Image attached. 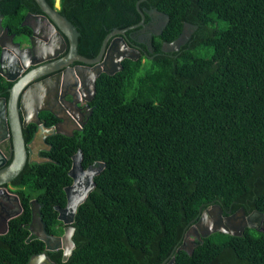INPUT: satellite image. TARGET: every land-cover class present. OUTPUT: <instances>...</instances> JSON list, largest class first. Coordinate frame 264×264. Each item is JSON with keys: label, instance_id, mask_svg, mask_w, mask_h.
Listing matches in <instances>:
<instances>
[{"label": "trees", "instance_id": "1", "mask_svg": "<svg viewBox=\"0 0 264 264\" xmlns=\"http://www.w3.org/2000/svg\"><path fill=\"white\" fill-rule=\"evenodd\" d=\"M55 6L56 0H47ZM60 0L59 11L81 32L79 52L93 58L107 34L138 24L143 11L169 17L152 35L154 51L130 34V45L148 50L122 69L103 72L83 129L50 136L47 161H28L12 181L23 212L0 236V264H27L45 251L28 228L37 199L49 232H63L58 207L74 155L82 165L102 166L72 225L76 243L68 260L46 251L56 264H264V231L241 235L216 231L178 249L202 211L219 204L228 215L239 208L264 213V0ZM35 0H0L11 31ZM185 22L198 28L179 50H164ZM12 82L0 75V95ZM37 125L23 129L29 142ZM11 162V159H9Z\"/></svg>", "mask_w": 264, "mask_h": 264}, {"label": "water", "instance_id": "2", "mask_svg": "<svg viewBox=\"0 0 264 264\" xmlns=\"http://www.w3.org/2000/svg\"><path fill=\"white\" fill-rule=\"evenodd\" d=\"M38 4L41 14L28 12L23 19L21 25L29 27V31L20 35L17 40V34L11 33L9 27H3L0 18V75L7 81L13 82L9 88V95L0 97V143L5 140L11 141V154L9 159L11 162L7 164V157L1 151L0 162V204L3 197L18 198V195L9 191L7 184H10L23 170L28 161H38L34 156V150L26 142L23 129L29 123L35 122L38 129L34 134V138L41 139L45 143L47 136L55 133H64L60 130L59 124L47 126L43 123L39 112L42 110L51 111V108H38L34 106L36 100L44 101V95L49 93L47 89V81L43 79L32 86L31 82L37 78L44 76L50 72L61 70L64 66H69L74 61L82 62L74 69L69 67V77H73L78 83L84 84L81 91L83 98L90 102L95 97L97 87L96 80L103 73L114 74L122 69V60L130 58L137 60L143 56V52L136 46H131L126 36L130 29L138 26L147 28L153 20V14L159 13L165 20L162 28L158 31L149 29V49H152V35L159 34L165 27L169 17L166 13L159 11L153 7L148 10L151 20L146 24V16L143 11L142 19L138 24L130 27L112 29L105 37L100 52L93 58L86 57L79 52V36L81 32L78 27L63 13L59 11V5L55 3L53 7L47 0H35ZM142 0H139V3ZM198 28L197 24L185 22L181 35L172 42L163 44L164 50H179L191 37L192 33ZM132 35V33L130 34ZM67 39H66V38ZM43 39L47 44H37ZM151 39V40H150ZM67 40V41H66ZM36 42V43H35ZM44 42V41H42ZM147 43V41H145ZM45 43V42H44ZM58 43V44H57ZM66 56L60 58L67 46ZM151 45V47H150ZM62 62L64 64L59 65ZM28 69L24 74L23 71ZM60 73V72H59ZM67 79L64 76L63 99L65 94H71L74 98L77 94L73 91H66ZM41 95L42 97H38ZM65 102V100H64ZM66 104V102H65ZM75 116V115H74ZM58 118L63 119L61 116ZM82 151L79 150L73 157L70 175L73 182L65 188L67 203L65 207H58L59 219L66 224L63 234L56 235L50 233L46 228V223L41 217H37L33 213V221L28 226L30 231L46 244L45 251L34 254L27 264H56L47 255L46 251H55L61 249L63 251V260L66 261L72 254L76 243L73 239L75 227L72 225L77 209L88 197L89 193L95 185L94 177L102 170V166L91 165L84 168L82 165ZM42 161L50 160L42 158ZM37 201L36 199L32 202ZM8 214L5 218V227L0 230V234H5L9 228V220L17 216ZM38 218L41 227L38 231L33 228V222ZM246 227L257 228L264 231V213L259 210H253L249 213L245 208L241 207L235 212L228 215L223 214V209L219 204L208 206L202 211L198 220L189 228L187 234L197 236H205L216 231L241 235ZM188 246L183 243L178 249L193 252L194 242ZM167 264H176L173 256Z\"/></svg>", "mask_w": 264, "mask_h": 264}, {"label": "flooded vegetation", "instance_id": "3", "mask_svg": "<svg viewBox=\"0 0 264 264\" xmlns=\"http://www.w3.org/2000/svg\"><path fill=\"white\" fill-rule=\"evenodd\" d=\"M28 12L38 13V14L42 13L40 8L38 10L29 9L25 13L23 19L25 18L26 14ZM0 18H1V23H2L3 27H8L4 23V14L1 11H0ZM23 19H22V21H23ZM150 20L151 19H149V21ZM22 21H21V23H22ZM149 21L146 24H148ZM142 29L143 28L141 27L140 29H138L136 31H133L132 35L129 36V37L136 39L139 43L140 42H145V41L140 40V37H139V35H140L139 32ZM9 30H10L11 33H16L17 34V40H20L21 39L20 35L23 32L29 31V27H28V30H25V31H22V32L11 31L10 28H9ZM1 33H2V30L0 28V34ZM42 41H44L45 43L42 42ZM149 43H150V41H147V45L146 46H147V49L149 51H151L149 49V46H148ZM37 44H47V41L41 39L39 41V43H36V45ZM131 46H136V47L140 48L144 54L148 53V50L143 48L142 46H140V44H138V43H133V45H131ZM150 47H151V45H150ZM152 49L154 51L153 46H152ZM67 51H68V43H67L66 49L62 53H60V58L61 57L64 58L66 56V54H67ZM58 64L61 65V64H64V63L59 62ZM79 64H83V63L82 62H78V61H74L73 63H70V65L68 66L69 70H70V68L74 69ZM68 67L64 66L61 70L50 72V73H48V74H46L44 76L37 77L31 82V84H32V86H34V84H37L39 81H41L43 79H46V81L48 82L47 83V85H48L47 89L49 90V93L44 95V101H40L39 99H37L36 100L37 104L35 105V102H34V106H36V107H38L40 109L41 108H45V107L51 108L52 109L51 111L42 110V111L39 112V115H40L41 119L43 120V123L45 125H47V126H52L54 124H59L60 130L62 132L67 133V134H64V133H59V134H64V135H70L71 136V135H74L76 131H80V130L83 129V127L86 124L89 116L92 113L93 107L91 105V102L93 101V99L95 97L92 100H90V102H88L87 100H85L83 98V94L81 93V91L84 89V84H82L80 81L77 83L73 77H69V71H66ZM27 70L28 69L24 70L22 74H24ZM64 76L67 79V85H66V88H65V92L66 91L75 92L77 94V96H75V98L71 94H68V95L65 94L64 99L62 98L63 97L62 93H64L62 91L63 90V86H64ZM12 84H13V82H12ZM3 96L4 95H0V97H3ZM38 97H42V96L39 95ZM64 100H65L66 104H65ZM58 116L59 117L61 116L63 119L58 118ZM31 123H35V122H31ZM37 129H38V125H37L36 130ZM35 132H34V134H35ZM55 134H57V133H55ZM49 139H50V136H47L46 137V141L47 142L45 143L43 140H41L39 138L35 139L34 135H33V138L29 142H27L30 145V148L34 150V156L39 159L38 161H42L41 160L42 158L43 159L47 158L46 156H44L42 154V152L51 150L52 144H51ZM1 151L7 157V159H9V156L11 154V141L10 140H5V141H2L0 143V162H1V158H3V156L1 155L2 154ZM33 161H35V160L33 159ZM8 163H10L9 160L7 161V164ZM93 165L97 166L95 164H93ZM7 186H9V188H8L9 191H11L14 194L18 195L16 193L15 187L12 185V182L10 184H7ZM33 200H35V199L31 200L32 215H31V221L29 222L28 226L33 221V213H35L37 217H41L43 219L42 211H41V207L42 206H41L40 202L37 199H36L37 201L32 202ZM65 206H63V207H65ZM17 212H20L18 215H20L23 212V205H22L20 196L18 195V198L17 197H15V198L3 197L2 203L0 204V230L4 229V227H5V218L8 216V214L14 215ZM58 215H59V213H58ZM224 215H226V214H224ZM62 225H63V229H64L66 224L63 223ZM32 226H33V228L36 231H38L40 229L41 224H40L38 218L36 220H34ZM46 228H47V224H46ZM187 232H188V230H187ZM187 232H186V234L184 236V242L183 243H185L186 245L190 246V245H192L191 243L194 242V247H195L196 241L197 240H201V238H198L197 236H193V235H190V234L188 235ZM32 234L35 235L34 233H32ZM52 234L61 235V234H63V232L62 233H58L57 231H55V232H52ZM1 235H3V234H0V236Z\"/></svg>", "mask_w": 264, "mask_h": 264}, {"label": "rangeland", "instance_id": "4", "mask_svg": "<svg viewBox=\"0 0 264 264\" xmlns=\"http://www.w3.org/2000/svg\"><path fill=\"white\" fill-rule=\"evenodd\" d=\"M56 4L59 5V0H56ZM164 23H165V20L160 16V14L154 13L153 20H152V23H150V26H148L147 28H143L139 32L140 40L149 41V34L151 33L149 29L151 28L154 31H158L159 29L162 28Z\"/></svg>", "mask_w": 264, "mask_h": 264}, {"label": "clouds", "instance_id": "5", "mask_svg": "<svg viewBox=\"0 0 264 264\" xmlns=\"http://www.w3.org/2000/svg\"><path fill=\"white\" fill-rule=\"evenodd\" d=\"M144 54V53H143Z\"/></svg>", "mask_w": 264, "mask_h": 264}]
</instances>
